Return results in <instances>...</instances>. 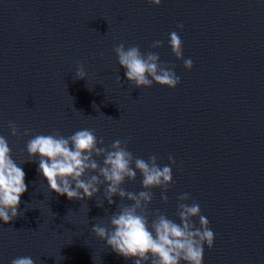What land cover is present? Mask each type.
<instances>
[{
	"label": "water",
	"instance_id": "1",
	"mask_svg": "<svg viewBox=\"0 0 264 264\" xmlns=\"http://www.w3.org/2000/svg\"><path fill=\"white\" fill-rule=\"evenodd\" d=\"M173 31L191 70L171 51ZM156 40L163 46L151 48ZM120 43L158 52L181 83L134 87L113 51ZM78 62L86 79H74ZM9 121L31 134L12 136ZM85 128L106 147L130 136L135 156L161 166L175 158L168 203L156 188L150 208L179 222L180 194L200 204L215 234L203 264H264V0H0V135L27 185L20 215L0 221V264H133L91 231L118 196L109 205L101 187L69 200L50 191L38 158L25 162L32 136ZM141 179L123 187L139 192Z\"/></svg>",
	"mask_w": 264,
	"mask_h": 264
},
{
	"label": "clouds",
	"instance_id": "2",
	"mask_svg": "<svg viewBox=\"0 0 264 264\" xmlns=\"http://www.w3.org/2000/svg\"><path fill=\"white\" fill-rule=\"evenodd\" d=\"M148 3L160 6L162 0H148ZM183 27L182 23L177 25L181 30ZM162 46L161 40L151 44L154 49ZM169 46L176 59L183 60L184 68L191 70L193 61L184 59L183 41L175 31L169 34ZM113 51L119 65L125 69L128 82L134 87L150 88L156 83L175 89L181 83L175 65L161 61L158 52H141L139 45L125 47L124 43L116 45ZM87 75L84 65L78 62L74 79H86ZM116 82L121 83L119 75ZM8 127L12 136L31 134L30 129L21 133L12 121ZM131 139L130 136L117 139L106 147L95 129H81L67 137L53 130L48 135L37 134L27 141L29 159L25 162L38 158V171L47 180L50 191L66 195L69 200L92 199L100 193L101 187L109 205L115 204L113 197L118 196L121 203L108 216V222L94 224L91 231L113 252L132 260L133 264H203L205 246L212 249L215 234L202 214L200 204L189 193L180 194L175 213L179 222L160 209L150 208L154 199L152 190L156 188L161 189V200L168 203L166 193L175 183L172 171L175 158L169 155V164L161 166L155 154L147 160L137 157L128 148ZM101 157L102 161L98 159ZM137 173L142 177V190L125 189V182H135ZM26 191L25 172L13 159L7 139L0 135V221L7 224L20 215L21 196ZM97 207H103V204ZM10 264L35 262L31 257L23 256L13 258Z\"/></svg>",
	"mask_w": 264,
	"mask_h": 264
}]
</instances>
